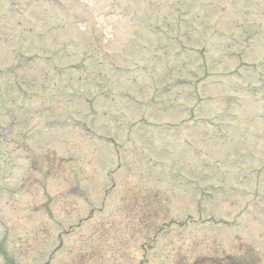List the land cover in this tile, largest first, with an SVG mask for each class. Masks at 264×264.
Instances as JSON below:
<instances>
[{
	"label": "rangeland",
	"instance_id": "rangeland-1",
	"mask_svg": "<svg viewBox=\"0 0 264 264\" xmlns=\"http://www.w3.org/2000/svg\"><path fill=\"white\" fill-rule=\"evenodd\" d=\"M195 263L264 264V0H0V264Z\"/></svg>",
	"mask_w": 264,
	"mask_h": 264
}]
</instances>
